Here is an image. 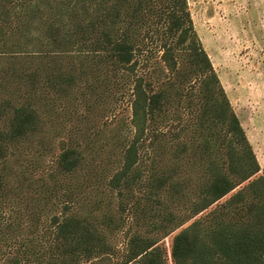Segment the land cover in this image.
Wrapping results in <instances>:
<instances>
[{
  "label": "trees",
  "instance_id": "trees-1",
  "mask_svg": "<svg viewBox=\"0 0 264 264\" xmlns=\"http://www.w3.org/2000/svg\"><path fill=\"white\" fill-rule=\"evenodd\" d=\"M24 5L28 10H21ZM44 7L48 12L42 10ZM13 17L24 29H19L21 41L4 50L0 48V54L16 46L21 53H39L40 65L33 72L26 71L33 81L30 95L24 96L20 104L8 100L0 103V113L9 106L11 111L2 139L19 143L38 130L41 118L34 95L38 87L41 92L44 80L54 93H73L80 101L81 95L86 101L91 99H86L89 96L99 98L110 87L112 95H116L115 91L129 84L131 135L120 143L118 167L106 182L109 189L117 191L120 216L135 198L143 155L150 160L155 192L167 186L171 193L182 196L186 182L171 178L181 166L180 154L190 148V157L201 161L205 175L199 187L202 197L193 202L192 217L235 189L239 190L233 200H239L245 187L250 188L257 203L255 213L258 217L264 215V167H260L219 84L194 29L187 0H0V25H10ZM61 53L73 59L67 70L58 66L55 55ZM41 58L52 61L48 72ZM181 109L197 110L191 122L192 141L188 143L180 137L188 126L185 120L175 134L179 139L175 145L179 161L158 170V160L165 155L162 148L159 152L155 148V142L164 135L158 125L182 121ZM86 159L79 144L66 146L62 142V150L51 165V175L74 174ZM101 176L105 173L101 172ZM89 180L85 177L78 184L79 191L66 190L61 211L51 215L44 227L43 248L48 252L44 263L35 250L39 246L33 243L35 240L28 244L33 264H82L84 260L96 264L109 258L111 246L101 224L108 225L112 215L105 214L99 223L91 208L86 212L72 211L71 204L74 206L82 187L91 183ZM58 181L54 185L61 186L59 178ZM3 189L4 176L0 172V194ZM94 201L99 203L100 199ZM199 226L200 221L195 219L173 236V264H215L218 259L225 264H264V218L256 227L215 228L208 233L209 241L201 238ZM154 243L138 236L130 238L124 264L147 252Z\"/></svg>",
  "mask_w": 264,
  "mask_h": 264
},
{
  "label": "rangeland",
  "instance_id": "rangeland-1",
  "mask_svg": "<svg viewBox=\"0 0 264 264\" xmlns=\"http://www.w3.org/2000/svg\"><path fill=\"white\" fill-rule=\"evenodd\" d=\"M187 2L194 29L210 58L219 84L239 118L257 160L264 162V0ZM27 8L28 5H24L21 10ZM42 10L48 12L45 7ZM1 26L2 50L21 41L19 29H24L14 17L10 25ZM17 48L15 46L12 51L0 54V103L8 100L15 105L20 104L24 96L30 95L33 81L26 76V71L33 72L40 65L39 53L28 55L18 52ZM55 56L59 59V68L67 70L71 66L73 59L70 61L69 55L61 53ZM41 59L44 71L48 72L52 61ZM44 82L40 86L41 92L38 87V93L34 95L41 118L35 133L19 143L6 142L2 133L11 112L10 106L5 113H0V172L4 176V189L0 194V264H33L32 247L28 249V244L34 240L33 243L39 245L35 250L42 256L39 260L44 263L48 259V252L43 248V229L51 215L61 211V200L65 199L63 194L66 190L79 191L77 186L85 177L91 183L87 182L82 187L80 196L83 200L79 196L74 206L71 204L72 211L86 212L91 208L99 223L105 214L113 217L108 225L101 224L105 239L111 246L109 258L96 264H124L131 245L130 238L135 236L155 243L127 264H173L171 240L195 219L200 221L201 238L206 241H209L208 233L215 228L239 230L256 227L258 221L263 220L264 215L258 217L255 213L257 203L247 187L239 200H233L239 190L235 189L192 217L193 202L202 197L199 187L205 175L201 161L190 157V147L183 155L180 154L183 157L181 166L171 178L186 182L182 196L171 193L167 186L155 192L150 160L143 155L139 162L142 171L135 198L120 216L117 191L109 189L106 182L107 176L118 167L120 143L128 141L131 135L129 84L115 91L116 95H112L110 87L99 98L98 95L86 98L87 93L84 97L91 99L86 101L81 95L80 101L73 93L64 96L54 93ZM196 111L181 109L182 121L158 125L164 135L155 142V148L157 152L162 148L165 153L158 160V170L179 161L175 151L179 139L175 134L181 131L185 120L187 131L180 137L188 143L192 141L191 122ZM62 142L66 146L79 144L87 159L74 174L57 177L51 175V165L62 150ZM101 172L105 176H101ZM58 178L61 186L56 183L55 187ZM96 199L100 202L94 201ZM82 264H88L87 260ZM215 264L225 262L218 259Z\"/></svg>",
  "mask_w": 264,
  "mask_h": 264
},
{
  "label": "crops",
  "instance_id": "crops-1",
  "mask_svg": "<svg viewBox=\"0 0 264 264\" xmlns=\"http://www.w3.org/2000/svg\"><path fill=\"white\" fill-rule=\"evenodd\" d=\"M258 163H259V165H260L261 168L264 167V162H259V161H258Z\"/></svg>",
  "mask_w": 264,
  "mask_h": 264
}]
</instances>
